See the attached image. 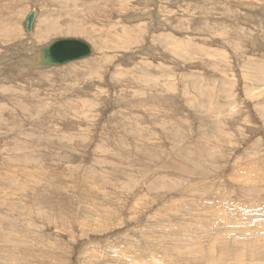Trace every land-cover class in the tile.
I'll return each instance as SVG.
<instances>
[{
  "label": "rangeland",
  "instance_id": "obj_1",
  "mask_svg": "<svg viewBox=\"0 0 264 264\" xmlns=\"http://www.w3.org/2000/svg\"><path fill=\"white\" fill-rule=\"evenodd\" d=\"M263 157L264 0H0V264H264Z\"/></svg>",
  "mask_w": 264,
  "mask_h": 264
},
{
  "label": "water",
  "instance_id": "obj_2",
  "mask_svg": "<svg viewBox=\"0 0 264 264\" xmlns=\"http://www.w3.org/2000/svg\"><path fill=\"white\" fill-rule=\"evenodd\" d=\"M36 20V13H32L26 20V31L30 32ZM93 53L92 46L81 39L64 38L54 41L51 45L41 50V66H63L76 60H82Z\"/></svg>",
  "mask_w": 264,
  "mask_h": 264
},
{
  "label": "bare ground",
  "instance_id": "obj_3",
  "mask_svg": "<svg viewBox=\"0 0 264 264\" xmlns=\"http://www.w3.org/2000/svg\"><path fill=\"white\" fill-rule=\"evenodd\" d=\"M77 24H84V20L83 19H78V18H74L73 19ZM86 22V21H85ZM47 23V22H46ZM86 24V23H85ZM45 25H47V24H45ZM34 26V25H33ZM48 26V25H47ZM43 27H45V26H43ZM138 27V26H137ZM26 28V27H25ZM33 29V28H32ZM49 29V28H48ZM136 30H138V32H140V28H137ZM45 31V30H44ZM43 31V32H44ZM30 32H32V30L30 31ZM30 32H28V33H30ZM42 32V34H45V32H47V29H46V31L43 33ZM78 34H79V31L77 32ZM81 33H82V31H81ZM139 34V33H138ZM46 36H49V35H46ZM168 38V37H167ZM166 38V39H167ZM64 38H60V39H56L55 41H59V40H63ZM71 39V38H70ZM133 40V42H136L134 39H132ZM182 41V40H181ZM54 42V41H53ZM169 42V41H168ZM172 45V44H171ZM174 45V44H173ZM46 47H48V46H46ZM46 47H43L44 49L46 48ZM43 48H41V49H43ZM41 49L38 51V57L36 58V66H38V68L39 67H41V65H42V54H41ZM180 49H182V48H180ZM179 50V49H178ZM177 51V50H176ZM181 50H179V52H180ZM181 53L183 54V52L181 51ZM181 53H179V54H181ZM92 54V53H91ZM177 55V54H176ZM91 56V55H90ZM90 56H88V57H90ZM88 57H86V58H88ZM93 60V59H92ZM27 61V60H26ZM29 62V64H33V61H31L30 62V60L28 61ZM98 62H100V60H96V59H94L93 60V65L94 66H96V63H98ZM24 63V60L22 61V65L25 67V66H27V63H25V64H23ZM97 67V66H96ZM27 68V67H26ZM167 68V67H166ZM25 70H27V69H25ZM29 71V70H28ZM263 75V74H262ZM122 78V77H121ZM151 82V81H150ZM263 83V82H262ZM153 102V101H152ZM22 111V110H21ZM22 114V113H21ZM189 148V147H188ZM24 156V155H23ZM264 158V157H263ZM177 164V163H176ZM181 169V168H180ZM186 171V170H185ZM181 173V172H180ZM244 173V172H243ZM8 174V173H7ZM35 175V174H34ZM7 176H9V175H7ZM201 176V175H200ZM32 177V176H31ZM16 180V179H15ZM37 181V180H36ZM160 183V182H159ZM1 204V203H0ZM169 206V205H168ZM199 211V210H198ZM191 212V211H190ZM200 212V211H199ZM196 215H198V214H196ZM261 216V215H260ZM196 218V217H195ZM204 221V220H203ZM200 225L201 224H198V226H197V231L198 232H200L199 231V227H200ZM217 234V233H216ZM217 236V240H219L220 241V243H218L217 245L219 246V247H221L222 245L223 246H226V248H227V246L229 247V242H233V240H230V238L229 237H227V235H216ZM239 241V240H238ZM257 241H259V242H257ZM184 242H187L186 240H183V241H180L179 242V244H181V245H186V244H184ZM244 242V241H243ZM255 242H257V243H259V244H261L262 245V248L261 249H258V250H256V251H254L256 248H252L251 247V250H252V256L253 257H257V258H259V254H257V252L259 251V250H261L262 252H264V238H262V239H259V240H256ZM183 243V244H182ZM234 245H236V246H240V245H238V244H235L234 243ZM88 246V245H87ZM176 247V249H175V254L177 255V256H179V257H182L181 259H185V261L186 260H188L189 258H193V256H196V255H194V253L198 250L197 249V244L196 245H194V247L193 248H191V249H188V250H186L185 248H182L180 245H177V246H175ZM174 249V248H173ZM215 251V250H214ZM228 251H232L233 253H236V252H238V250L237 249H232V250H230V249H228ZM191 252H194L193 254H191ZM231 254V253H230ZM192 255V256H191ZM212 255V254H211ZM242 254H240V255H229L230 257H231V259H233V257H237V256H241ZM213 256V255H212ZM178 257V258H179ZM185 257H187V258H185ZM195 258V257H194ZM244 258H246V256L245 257H243V259ZM241 257H239L238 258V260H239V262H235V264H243V262L244 261H246V259L242 262V260H243ZM249 259H251V257L249 258ZM170 260V259H169ZM194 260V259H193ZM228 260H230V259H228ZM228 260H226V259H221V262H226L227 264H229L228 263ZM237 260V259H236ZM110 263V262H109ZM253 263H256V262H254L253 261ZM191 264H192V262H191Z\"/></svg>",
  "mask_w": 264,
  "mask_h": 264
}]
</instances>
